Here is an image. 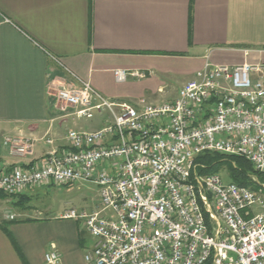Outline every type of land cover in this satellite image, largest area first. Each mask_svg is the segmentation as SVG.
Wrapping results in <instances>:
<instances>
[{
    "label": "built area",
    "instance_id": "2783aa9c",
    "mask_svg": "<svg viewBox=\"0 0 264 264\" xmlns=\"http://www.w3.org/2000/svg\"><path fill=\"white\" fill-rule=\"evenodd\" d=\"M56 62L65 76L49 91L62 118L110 117L98 130H69L67 146L33 163L0 165V192L96 186L98 209L58 216L80 222L93 238L87 264H264V182L254 179L256 189L225 183L195 165L201 154H221L244 158L264 174L263 64L207 61L176 99L152 104L107 99ZM114 75L119 83L148 77ZM35 145L20 137L3 141L17 159L32 156ZM61 259L57 250L45 256L47 264Z\"/></svg>",
    "mask_w": 264,
    "mask_h": 264
},
{
    "label": "crops",
    "instance_id": "0c3cea01",
    "mask_svg": "<svg viewBox=\"0 0 264 264\" xmlns=\"http://www.w3.org/2000/svg\"><path fill=\"white\" fill-rule=\"evenodd\" d=\"M56 60L112 101H173L207 61L264 65V0H0V165L33 163L67 146L69 130H86L78 120L63 129L70 119L49 91L65 76ZM115 70L148 77L119 83ZM6 137L34 140V154L11 157ZM12 202L0 198V264H47L53 250L59 264H87L93 238L80 222L42 211L22 218Z\"/></svg>",
    "mask_w": 264,
    "mask_h": 264
},
{
    "label": "rangeland",
    "instance_id": "374dc122",
    "mask_svg": "<svg viewBox=\"0 0 264 264\" xmlns=\"http://www.w3.org/2000/svg\"><path fill=\"white\" fill-rule=\"evenodd\" d=\"M166 81V80H165ZM170 84H172L176 89L180 86V81L176 80H168ZM167 82V81H166ZM145 102V101H142ZM106 117H110V115L104 114ZM97 115L93 120H82L78 121L79 123L87 124L84 128L86 130H90L89 127L94 126L96 123ZM74 120L70 119V123L63 127L64 130H69L73 128L72 123ZM208 174H219L225 183H230L229 179V171L226 167H223L217 173H208ZM206 174V175H208ZM205 176V175H203ZM98 188L96 186L90 184H79L73 185L70 187H46L40 190H36L33 192H29V200L23 206L17 205L19 198L17 196L11 197L7 196L9 199L13 200L12 205L14 206V211L16 215H21L23 218L25 214H22L23 211H29V216H44L39 214L38 211H42L43 213L48 215H56L57 217L61 214V212L70 209H91L99 207V198H98ZM16 201V202H15ZM27 208V209H26ZM26 209V210H24ZM94 209V210H95ZM14 212V214H15ZM19 213V214H17Z\"/></svg>",
    "mask_w": 264,
    "mask_h": 264
},
{
    "label": "trees",
    "instance_id": "16d2710c",
    "mask_svg": "<svg viewBox=\"0 0 264 264\" xmlns=\"http://www.w3.org/2000/svg\"><path fill=\"white\" fill-rule=\"evenodd\" d=\"M195 165L196 170L201 175L217 173L221 168L226 167L229 171L230 181L240 186L256 189L258 188V183L254 179H257L260 183L264 182V174L255 172L251 163L241 157L206 153L199 155L195 159ZM7 196L0 192V198L6 199L8 198ZM17 197L19 198L17 205L20 206H23L29 200L27 193Z\"/></svg>",
    "mask_w": 264,
    "mask_h": 264
}]
</instances>
